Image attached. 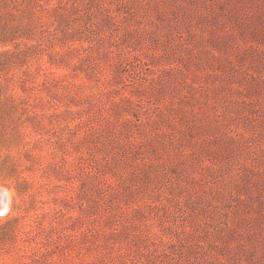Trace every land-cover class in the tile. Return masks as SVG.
Wrapping results in <instances>:
<instances>
[{
    "label": "rangeland",
    "instance_id": "obj_1",
    "mask_svg": "<svg viewBox=\"0 0 264 264\" xmlns=\"http://www.w3.org/2000/svg\"><path fill=\"white\" fill-rule=\"evenodd\" d=\"M0 264H264V0H0Z\"/></svg>",
    "mask_w": 264,
    "mask_h": 264
},
{
    "label": "bare ground",
    "instance_id": "obj_2",
    "mask_svg": "<svg viewBox=\"0 0 264 264\" xmlns=\"http://www.w3.org/2000/svg\"><path fill=\"white\" fill-rule=\"evenodd\" d=\"M6 204V203H5ZM6 209H7V207H6Z\"/></svg>",
    "mask_w": 264,
    "mask_h": 264
}]
</instances>
